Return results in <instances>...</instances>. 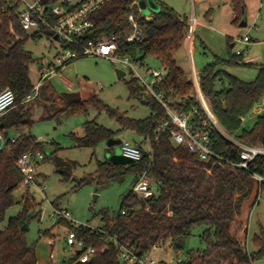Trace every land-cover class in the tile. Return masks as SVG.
<instances>
[{
  "label": "trees",
  "instance_id": "1",
  "mask_svg": "<svg viewBox=\"0 0 264 264\" xmlns=\"http://www.w3.org/2000/svg\"><path fill=\"white\" fill-rule=\"evenodd\" d=\"M136 1L141 0L103 2L89 15L93 26L85 39L98 41L115 36L121 46V54H129L141 64L149 57L156 58L166 70L157 89L167 97L172 95L186 100V108L190 109L196 104L190 97L194 85L175 59V54L185 43L189 19L162 0H156L161 5L160 9L154 11L149 19L140 13ZM231 4L236 14L233 22L239 25L244 12H247L246 2L231 0ZM18 9L17 5L0 0V91L11 88L16 94L13 109L0 118V130L8 143L10 130L33 123L32 107L24 103L26 95L34 87L30 78L34 55L26 48V42L30 36L38 39L43 34L54 35L52 29L44 25L30 34L20 24ZM131 11L136 12L142 38L130 42L126 38L132 32L128 19ZM52 20L55 18L52 17ZM228 41L230 43L231 39L228 38ZM236 66L255 67L257 75L247 80L227 70V67ZM126 83L131 97L145 100L150 106L149 116L142 119L128 117L109 107L97 94L81 98L77 93H63L62 111L88 114L91 107L106 110L118 119L122 129L141 135L143 142L138 146L143 156L140 160L131 164L114 163L110 159L97 160L96 172L101 180L134 172L133 186L145 174L157 186L158 193L143 198L131 189L116 216L112 217L107 208L99 211L98 215L104 222L100 228L76 224L68 219L56 221V224L63 223L75 229L86 245L96 248L89 261L79 262V254H75L70 264H125L118 243L127 244L138 254L167 244L179 253L184 249V240L198 226L203 227L199 237L205 246L189 251L192 261L198 259L203 264L212 261L214 264H254L264 256V229L253 238L258 249L250 252L249 221L253 208L264 193V183L243 169L204 162L186 146L174 145L168 131L157 132L158 125L166 117L163 106L145 94L138 79L132 77ZM199 83L228 134L247 145H264V111L250 128L245 127L241 119L264 98V63L246 61L242 55L231 53L227 59L217 58L207 63L199 73ZM204 119L202 113L194 116L196 125ZM71 135L76 139L77 146L94 147L115 137V131L96 120H88L84 135ZM210 136L212 147L218 154L229 161H240V145L216 128ZM38 150H43L42 143L32 134L21 135L6 148H0V221L5 219L7 209L17 202L15 192L23 179L17 166L18 158L25 152ZM60 162L64 161H56L57 170L60 169ZM251 168L264 175V155L257 156L251 162ZM18 202H22V209L9 218L5 228L0 229V264L37 263L36 247L27 242L26 230L23 229L24 224L28 226L33 218L38 217L36 203L28 193H24ZM53 204L58 207L57 200ZM41 234L49 236V230Z\"/></svg>",
  "mask_w": 264,
  "mask_h": 264
},
{
  "label": "rangeland",
  "instance_id": "2",
  "mask_svg": "<svg viewBox=\"0 0 264 264\" xmlns=\"http://www.w3.org/2000/svg\"><path fill=\"white\" fill-rule=\"evenodd\" d=\"M162 1L173 6L178 12L186 10L192 13L195 8L196 15L202 18L206 17L205 14L211 8L216 9L217 13L221 11L220 23L214 20L211 21L213 28L198 30L201 36H198L195 41V57L200 71L207 62H213L217 58L227 59L231 53L235 54L237 48H248L249 56H260L258 63H264V0H245L248 22L246 27L235 26L231 23L229 0H225V3L223 0ZM160 6L159 4L158 9ZM141 12L143 15L147 14L149 9H142ZM230 26H233L237 30L235 32L241 35L249 30L254 41L249 46L237 44L230 48L225 33L226 28ZM25 46L34 55V61L30 64V78L35 87L40 81V67L43 60H54L62 46L58 40L54 39V36L50 37L47 34H43L38 39L30 36ZM180 52L184 54L185 48L182 47ZM147 67L163 68L156 58L149 57L137 70L145 75ZM116 68L118 65L106 57L85 55L75 59L64 66L60 74L52 78V90L45 87L42 95L24 102L32 107L33 123L9 132L10 138L32 134L42 143L43 150L41 151L48 158L46 157L38 167V181L45 184L47 188L44 193L35 190L34 195L20 185L15 192L17 202L7 209L5 219L0 221V229L5 228L9 218L18 214L22 209L23 204L18 201L20 196L27 192L36 203L35 211L42 205L45 213L41 219L38 216L30 221L26 230V240L29 244L35 245L40 259L46 260L47 264H70L76 253L75 248L66 242V235L70 228L63 223L56 224L50 217L56 207L53 201L57 200L58 207L67 209L71 214V219L76 223L100 228L104 222L98 215L99 211L107 208L112 217L116 216L125 195L133 189L134 172H127L107 180L98 178L96 172L97 160H109L114 152L121 151V144L109 146L107 141H102L94 147L77 146V141L71 133L84 135L85 123L88 120H96L99 124L115 131L117 139L135 144V142L142 141L143 137L135 131L122 129L118 119L106 110L99 111L91 107L88 114H70L68 111H62L64 103L57 98L61 96V93L73 91H79L86 97L96 93L109 107L128 117L142 119L149 116L150 106L144 100L130 95L126 82L132 78V74L127 72L124 77L120 78ZM245 68H248L246 75L249 72H256L255 67ZM66 80L70 82V88ZM263 111L264 98L246 116L244 126L250 128ZM8 113L9 111L6 114ZM145 144L147 147V143ZM57 160L58 162L59 160L64 161L59 163L60 171L56 167ZM154 187L157 188L155 184ZM47 229L49 237L41 234ZM262 229H264V195L250 215L248 235L250 252L258 249L253 238L256 234H261ZM202 230L201 226L195 227L193 234L184 240V249L179 253L167 244L154 248L150 253L152 258L161 264H175L178 261L180 264H203L198 259L192 261L189 253L190 250L196 251L205 246L199 237ZM254 264H264V256L257 259Z\"/></svg>",
  "mask_w": 264,
  "mask_h": 264
},
{
  "label": "built area",
  "instance_id": "3",
  "mask_svg": "<svg viewBox=\"0 0 264 264\" xmlns=\"http://www.w3.org/2000/svg\"><path fill=\"white\" fill-rule=\"evenodd\" d=\"M105 1L106 0H6L8 4L18 6L20 24L25 30L35 33L40 30L42 25L49 27L54 33V39L58 40L62 46L61 50L55 55L54 60H43L40 67V81L38 85L33 87L26 95L24 102L34 99L38 95L39 88L42 84L59 74V71L64 66L75 59L85 55L106 57L118 65V68L125 71V75L127 72H130L132 77L138 79L145 94L153 97L163 106L166 117L158 125V133L168 131L174 145L186 146L204 162L212 161L213 163L226 165L230 168L243 169L249 172L257 181L264 183V175L257 173L251 168V162H253L257 156L264 155V145H247L238 141L233 135L228 134L219 123L210 100L203 93L200 83L192 80L194 89L190 97L196 104L190 109H187L186 100L175 98L172 95L167 97L163 91L157 89L158 82L162 80L166 74L164 67L160 69L147 67L146 74L142 75L137 70L142 64L133 59L129 54H121L119 52L121 46L117 42L115 36L98 41L85 39L86 33L93 26V22L89 19L90 13ZM139 2L140 1H136L141 13L142 9L139 6ZM145 16L149 19L152 18L148 15ZM52 17L55 18L54 21ZM128 19L132 25V32L127 36L126 40L131 42L141 39L142 29L136 22V12L131 11ZM196 25L197 18L193 14L189 19L187 36L193 34ZM251 41L252 38L250 34L246 33L238 36L235 43L247 45ZM235 54L244 55V49L237 48ZM245 60L248 61L247 59ZM15 102L16 94L11 88H5L0 91V118L15 105ZM201 113L205 115V119L196 125L194 116L196 114L200 115ZM241 119L244 121L245 117H241ZM214 128L220 130L229 139L241 146L240 161L226 160L213 149L210 135ZM16 139V137H12L8 143L4 133L0 130V148H6L7 145L15 142ZM147 148L150 150L149 145H147ZM121 153L133 158L135 161L140 160L143 156L141 148L137 144H132L129 141H122ZM45 157L46 154L38 150L25 152L17 160V166L23 175L20 185L26 190H30L34 195L35 190L44 193L47 188L45 184L38 181V167ZM133 190L142 195L143 198H148L158 193L152 180L145 174L133 186ZM37 212L41 219L45 213L42 205L37 209ZM50 217L55 222L59 219L73 221L70 212L60 207H55ZM73 222L76 223L75 221ZM66 242L69 246L75 248V254H79V262L89 261L96 253V248L93 245H86L85 240L78 236L75 229L68 230ZM118 244L121 257L125 264H161V262L152 258L151 252L138 254L127 244Z\"/></svg>",
  "mask_w": 264,
  "mask_h": 264
},
{
  "label": "crops",
  "instance_id": "4",
  "mask_svg": "<svg viewBox=\"0 0 264 264\" xmlns=\"http://www.w3.org/2000/svg\"><path fill=\"white\" fill-rule=\"evenodd\" d=\"M165 2V1H164ZM223 2L225 3V0H223ZM211 3V1L209 2V4ZM221 3V2H220ZM229 4H230V7H231V23L233 24V25H235L236 26V24L233 22V19H234V17H235V12H234V10H233V6H232V4H231V0H229ZM171 6V5H170ZM173 7V6H172ZM174 8V7H173ZM211 10V12H207L206 14H205V18H202V17H198L197 15H196V11H195V8L193 9V11H192V13L191 12H188V11H186V10H184L183 12H179L181 15H183V16H186V17H188V19H190V16L191 15H195L196 16V18H197V25H196V29H195V31L193 32V34H191V35H188L187 37H186V39H185V43H184V45H183V48H185V53L183 54V53H181L180 51L181 50H179L176 54H175V59H176V62H177V64L183 69V71L185 72V75L190 79V80H193V81H196V82H198L199 83V73H200V70H199V68H198V66H197V64H196V57H195V51H196V45H195V41H196V39H197V37L199 36H201V34L199 33L198 34V30H201L202 28H206V29H210V28H213V23H211V21H216L217 20V23H220L221 21H219L220 20V16H221V11L220 12H215V10L216 9H213V8H211L210 9ZM209 10V11H210ZM214 10V11H213ZM154 11L153 10H150L149 9V12L147 13V14H144V15H148L150 18L152 17V13H153ZM142 13V12H141ZM211 13H212V15H211ZM214 15V16H213ZM247 25H248V22H247ZM238 26H240V24L238 25ZM240 27H242V26H240ZM227 30H226V34H227V42H228V44H229V46H230V48H233V47H235V46H237V44L235 43V40H236V38L238 37V36H241V34H239V33H237V32H235V31H237V30H235L234 29V27L233 26H230V28L228 27V28H226ZM247 33H249L250 34V32H249V30H248V32ZM242 35H244V34H242ZM228 38H230L231 39V42L229 43V41H228ZM252 38V37H251ZM254 40H253V38H252V41L249 43V44H247V45H245V46H249L252 42H253ZM244 55H242L245 59H247L248 61H251V62H258V60L260 59V56H249V49L248 48H245L244 49ZM207 63H209V62H207ZM206 63V64H207ZM205 64V65H206ZM204 65V66H205ZM163 67V66H162ZM246 69H248V68H245V67H241V66H236V67H227V70L229 71V72H231V73H233V74H235V75H237V76H239V77H241V78H244V79H247V80H252V79H254L255 77H256V75H257V69H256V72H253V73H251V72H249V74L248 75H250V76H248V75H246V73H248V71L246 72ZM61 71V70H60ZM60 71H59V74H60ZM51 80H52V78L50 79V80H48L47 82H45L44 84H42L41 86H40V88H39V93H38V95H37V97H39L40 95H42L43 93H44V88L46 87V88H48L49 90H52V88H53V86H52V84H51ZM66 82H67V80H66ZM67 84H68V86H69V88H70V86H71V84H70V82L68 83L67 82ZM46 93V92H45ZM66 93H77L81 98H88V97H90L91 95H93V94H91V95H88L87 97L86 96H84L81 92H79V91H76V92H66ZM52 95H54V93H51ZM62 94L63 93H61L60 95L62 96ZM94 94H96V93H94ZM51 95V96H52ZM61 96H58L57 98H58V100H60L61 102H63V100H62V98H61ZM64 103V102H63ZM245 119H246V117H245ZM245 121V120H244ZM123 141V140H122ZM141 142H143V139H142V141H138V142H135V144H137V145H139V144H141ZM23 195V194H22ZM22 195L20 196V199L22 198ZM49 237V236H48ZM36 254H37V263L36 264H47V261L46 260H43V259H40V257H39V254H38V252H37V250H36Z\"/></svg>",
  "mask_w": 264,
  "mask_h": 264
},
{
  "label": "water",
  "instance_id": "5",
  "mask_svg": "<svg viewBox=\"0 0 264 264\" xmlns=\"http://www.w3.org/2000/svg\"><path fill=\"white\" fill-rule=\"evenodd\" d=\"M139 6L141 9H150L153 11H158L159 9V3L156 0H141L139 2ZM240 26L242 27H246L247 26V12H244L242 21L240 23ZM116 72L118 77H124L125 76V71H123L120 68H116ZM144 102H146L144 100ZM147 104V102H146ZM107 143L109 146H116L118 144L122 143L121 139H117L115 137L109 138L107 140ZM110 160L114 163H119V164H131L133 162H135V160L129 156H126L124 154L121 153V151L117 150L116 152H114L111 156H110ZM23 229L27 230L28 226L26 224H24ZM79 252V251H77Z\"/></svg>",
  "mask_w": 264,
  "mask_h": 264
}]
</instances>
